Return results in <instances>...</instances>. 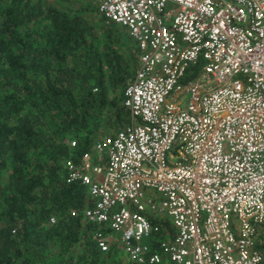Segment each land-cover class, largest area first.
Instances as JSON below:
<instances>
[{"label": "built area", "instance_id": "obj_1", "mask_svg": "<svg viewBox=\"0 0 264 264\" xmlns=\"http://www.w3.org/2000/svg\"><path fill=\"white\" fill-rule=\"evenodd\" d=\"M97 6L139 52L123 89L130 121L63 161L65 181L86 187L95 244L134 264H260L264 0ZM163 212L174 228L165 238L150 219Z\"/></svg>", "mask_w": 264, "mask_h": 264}, {"label": "trees", "instance_id": "obj_2", "mask_svg": "<svg viewBox=\"0 0 264 264\" xmlns=\"http://www.w3.org/2000/svg\"><path fill=\"white\" fill-rule=\"evenodd\" d=\"M89 2L0 0V264H106L114 252L95 244L86 187L65 181L63 161L130 121L123 89L139 51ZM150 219L159 237L174 233ZM258 246L264 264V230Z\"/></svg>", "mask_w": 264, "mask_h": 264}, {"label": "rangeland", "instance_id": "obj_3", "mask_svg": "<svg viewBox=\"0 0 264 264\" xmlns=\"http://www.w3.org/2000/svg\"><path fill=\"white\" fill-rule=\"evenodd\" d=\"M44 1H45V2H50V3H52L54 0H44ZM88 1H90L89 3L92 5V7L97 8L98 0H88ZM80 2H82V1H80ZM96 15L99 16V15L97 14V12H96ZM94 19L97 21L96 18H94ZM97 25L99 26V27H98V28H99V31L102 32V27L100 26L99 21H97ZM131 40H132V39H131ZM137 63H138V59H137ZM136 66H137V64H136ZM136 66H135V68H136ZM116 129H117V128H115V129H113V130H106V129H104V130L101 131V136H100V137L110 135V134H112ZM149 190H150V189H149ZM148 195H149L148 193L145 194V196H148ZM163 215H164V216H167V214H166L165 212H163ZM111 249H113L114 252L112 251V254L109 255V256H107L106 264H112L113 261H114V258H116V257H118V258H120V259H122V260H123V258H124V260H125V257H124V254H123V251H122L120 248H118L117 246H113ZM111 249H110V250H111ZM125 261H126V260H125ZM159 264H172V263L169 262V261H167V260H163V261L160 262Z\"/></svg>", "mask_w": 264, "mask_h": 264}]
</instances>
